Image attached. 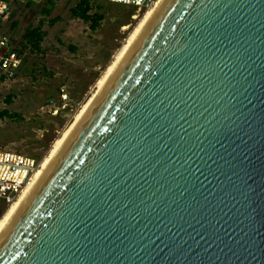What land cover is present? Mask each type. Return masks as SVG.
<instances>
[{
  "label": "water",
  "instance_id": "water-1",
  "mask_svg": "<svg viewBox=\"0 0 264 264\" xmlns=\"http://www.w3.org/2000/svg\"><path fill=\"white\" fill-rule=\"evenodd\" d=\"M0 264H264V0H166Z\"/></svg>",
  "mask_w": 264,
  "mask_h": 264
},
{
  "label": "rangeland",
  "instance_id": "rangeland-1",
  "mask_svg": "<svg viewBox=\"0 0 264 264\" xmlns=\"http://www.w3.org/2000/svg\"><path fill=\"white\" fill-rule=\"evenodd\" d=\"M77 2L56 0L47 17L41 13L45 0L31 6L14 3L10 17L0 20V36L7 37L10 48L16 47L22 57L21 68L0 83V111L19 115L17 119L0 118V149L42 161L145 14L133 7L93 0L90 13L103 15L93 30L91 21L73 16ZM41 21L46 36L41 51L33 53L24 49L23 35ZM13 23H17L14 28ZM125 26L129 29L124 30ZM10 95L13 99L8 105ZM7 208L0 202V218Z\"/></svg>",
  "mask_w": 264,
  "mask_h": 264
},
{
  "label": "built area",
  "instance_id": "built-area-1",
  "mask_svg": "<svg viewBox=\"0 0 264 264\" xmlns=\"http://www.w3.org/2000/svg\"><path fill=\"white\" fill-rule=\"evenodd\" d=\"M44 0H0V20H7L14 3L26 4ZM135 8L137 13H146L161 0H100ZM7 37L0 36V72L12 78L19 69L22 57L10 48ZM41 167V161L12 151L0 149V202L7 207L16 202L23 191L32 185Z\"/></svg>",
  "mask_w": 264,
  "mask_h": 264
},
{
  "label": "bare ground",
  "instance_id": "bare-ground-1",
  "mask_svg": "<svg viewBox=\"0 0 264 264\" xmlns=\"http://www.w3.org/2000/svg\"><path fill=\"white\" fill-rule=\"evenodd\" d=\"M166 0H161L153 9L146 12L143 17L139 20L136 27L132 30L130 36L124 43L122 49L118 52L113 61L107 66L104 74L101 76L99 81L97 82L96 89L91 97L87 100V102L83 105L81 110L76 115L74 121L64 130L61 136L54 142L52 148L45 156V158L41 161V167L39 172L36 174V177L31 186L26 188L20 198L8 206L5 213L0 218V239L27 205L29 200L32 198L38 187L43 182L44 178L59 158L75 132L90 114L92 109L95 107L97 102L100 100L105 90L111 83L112 79L116 75L117 71L123 64L124 60L130 53L131 49L137 42L138 38L145 30L147 25L150 23L152 18L155 16L159 8L163 5ZM138 19V16H134V20ZM137 21V20H136ZM129 26H125L124 30L129 29ZM131 29V28H130Z\"/></svg>",
  "mask_w": 264,
  "mask_h": 264
},
{
  "label": "trees",
  "instance_id": "trees-1",
  "mask_svg": "<svg viewBox=\"0 0 264 264\" xmlns=\"http://www.w3.org/2000/svg\"><path fill=\"white\" fill-rule=\"evenodd\" d=\"M45 6L41 9V13L43 16H50L53 9L55 8V1L56 0H45ZM93 0H78L74 8H72V14L76 18L83 19L85 21H91L92 22V29L96 30L97 27H99V23L103 20V15L99 13L91 14L90 12L93 10ZM33 4H36L34 2H29L27 5L31 6ZM17 23H13L12 27H16ZM44 22L41 21L40 24L35 28L28 29L25 34L23 35L24 49L30 48V50L33 53H38L41 51L42 43L45 40L46 33L43 31ZM14 51L19 52V50L16 47L12 48ZM71 50L75 51L76 49L74 47H71ZM20 53V52H19ZM21 55V53H20ZM21 68V67H20ZM6 77L2 75L0 77V83L5 81ZM13 96L10 95L6 102L8 105L12 104ZM0 118L5 119H17L19 118V115L12 114L8 110L0 111Z\"/></svg>",
  "mask_w": 264,
  "mask_h": 264
}]
</instances>
